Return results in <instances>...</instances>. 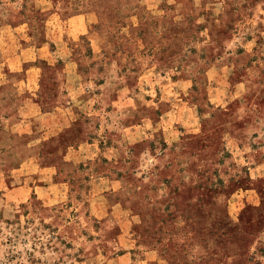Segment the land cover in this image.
Listing matches in <instances>:
<instances>
[{
	"label": "rangeland",
	"instance_id": "obj_1",
	"mask_svg": "<svg viewBox=\"0 0 264 264\" xmlns=\"http://www.w3.org/2000/svg\"><path fill=\"white\" fill-rule=\"evenodd\" d=\"M0 264H264V0H0Z\"/></svg>",
	"mask_w": 264,
	"mask_h": 264
},
{
	"label": "crops",
	"instance_id": "obj_2",
	"mask_svg": "<svg viewBox=\"0 0 264 264\" xmlns=\"http://www.w3.org/2000/svg\"><path fill=\"white\" fill-rule=\"evenodd\" d=\"M32 68V67H31ZM28 70H30V69H28ZM32 96H35V94H32ZM31 104V103H30ZM24 105H27V104H24ZM32 106H34L35 105V103H33L32 102V104H31ZM23 107V106H22Z\"/></svg>",
	"mask_w": 264,
	"mask_h": 264
}]
</instances>
